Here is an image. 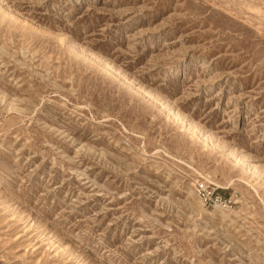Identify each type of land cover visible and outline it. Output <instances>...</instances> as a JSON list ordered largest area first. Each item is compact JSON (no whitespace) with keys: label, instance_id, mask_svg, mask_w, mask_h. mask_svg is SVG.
I'll return each mask as SVG.
<instances>
[{"label":"rangeland","instance_id":"374dc122","mask_svg":"<svg viewBox=\"0 0 264 264\" xmlns=\"http://www.w3.org/2000/svg\"><path fill=\"white\" fill-rule=\"evenodd\" d=\"M0 264H264V0H0Z\"/></svg>","mask_w":264,"mask_h":264},{"label":"built area","instance_id":"2783aa9c","mask_svg":"<svg viewBox=\"0 0 264 264\" xmlns=\"http://www.w3.org/2000/svg\"><path fill=\"white\" fill-rule=\"evenodd\" d=\"M204 198V203L208 204L212 202L213 199H217L219 203H222V197L219 195L217 191L208 192L207 189H202L200 192Z\"/></svg>","mask_w":264,"mask_h":264}]
</instances>
